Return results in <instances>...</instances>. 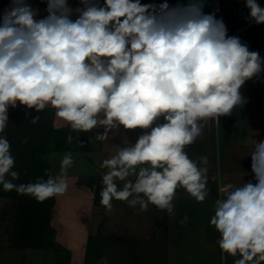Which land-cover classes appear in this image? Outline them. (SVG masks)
Instances as JSON below:
<instances>
[{
	"label": "clouds",
	"instance_id": "1",
	"mask_svg": "<svg viewBox=\"0 0 264 264\" xmlns=\"http://www.w3.org/2000/svg\"><path fill=\"white\" fill-rule=\"evenodd\" d=\"M79 2L83 6L73 9L69 0H46L47 15L37 18L39 9L28 0H11L0 15V134L9 109L18 106L39 113L51 107L77 133L102 127L100 141L113 130H139L135 143L126 141L100 163L106 169L101 205L111 211L116 200L141 212L153 205L175 216L181 189L203 203L209 196V159H192L186 149L209 121L219 125L245 103L240 89L264 72V59L228 36L222 19L205 14L204 0ZM245 4L249 18L264 24L257 0ZM250 146L255 182L221 185L210 218L221 259L232 257L233 264H264V140L252 138ZM74 163L66 152L58 174L46 170L47 179L16 184L15 157L0 135L5 191L38 202L64 195ZM187 220L185 215L180 223ZM99 264H109L108 258Z\"/></svg>",
	"mask_w": 264,
	"mask_h": 264
},
{
	"label": "rangeland",
	"instance_id": "2",
	"mask_svg": "<svg viewBox=\"0 0 264 264\" xmlns=\"http://www.w3.org/2000/svg\"><path fill=\"white\" fill-rule=\"evenodd\" d=\"M141 2L159 4L163 0ZM187 2L188 0H168L170 5ZM257 3L264 8V0H257ZM214 5L220 6V12L213 11ZM203 11L222 19L228 36L238 37L250 51L261 53L264 24L258 25L249 18L245 0H204ZM242 88L251 90L245 92L251 93L247 98L254 100L251 101L255 104L252 108L258 111L264 135V72L246 81ZM242 97L245 98V95ZM54 115L55 112L50 107L42 113L22 106L10 109L5 136L15 157L14 170L20 174L14 183L26 184L44 178L43 168L37 162L35 152L47 141L50 128L55 127ZM36 116H40V119L33 124L31 119ZM234 116H229V119ZM219 123L217 125L214 121H209L202 136L186 151L192 159L208 157L209 194L214 195L216 191L220 196L221 181L231 180L236 185L255 181L251 172V157L248 156L251 151L239 152L234 128L222 126V117ZM121 131L109 132L104 141L96 139L97 134L104 132L103 128L89 133H77L69 129L61 134L56 147L44 155L51 164V173H59L60 160L66 152L73 154L75 163L67 173L69 189L64 195L56 196L50 213L49 199L38 202L15 190L5 191L0 185V243L13 246L48 245L47 226L50 222L52 226L57 224L61 227L59 236L71 247L74 264H99L103 257L108 258L109 264H166V211L149 205L147 211L141 212L138 206L134 209L127 203L116 200L113 201L112 210L108 211L100 203L102 174L106 171L100 168V163L115 154L118 147L123 146L126 141L135 143L141 134L139 130L126 133ZM69 135L72 136L71 143L67 140ZM262 138L264 140V136ZM226 259H221L220 252L221 264Z\"/></svg>",
	"mask_w": 264,
	"mask_h": 264
},
{
	"label": "crops",
	"instance_id": "3",
	"mask_svg": "<svg viewBox=\"0 0 264 264\" xmlns=\"http://www.w3.org/2000/svg\"><path fill=\"white\" fill-rule=\"evenodd\" d=\"M99 2L101 4V0ZM28 3L33 8L39 9L37 18H43L47 15L45 11L46 0L43 2L42 0H28ZM10 5L11 0H0V15ZM69 5L73 9L83 6L79 0H69ZM245 91L251 90L240 89L241 95H245V98L243 97L245 103L234 109L230 115H235L234 118L222 117V126L234 128L235 143L237 150L241 153L251 151L250 141L252 138L261 141L264 136L262 125L258 120V111L252 108L255 104L251 101L254 100L250 97L247 98V96H251V93ZM53 110L55 112V109ZM54 117L55 127L66 124L56 115ZM0 135L5 136V132ZM227 182L236 184L231 180ZM218 197L219 194L215 191V194H209L203 203H197L185 191L179 190L177 192L174 201L175 216L168 215L166 222L165 240L168 249L166 264H221L220 249L217 244L219 234L214 227L210 226V218L214 214V202ZM185 215L188 217L187 223L181 224L180 221L184 219ZM54 225L57 230V240L70 249L71 247L59 236L61 227L57 224ZM73 257L71 251V264H74ZM0 264H57V261L55 249L50 242L48 245L19 244L14 246L0 243Z\"/></svg>",
	"mask_w": 264,
	"mask_h": 264
},
{
	"label": "trees",
	"instance_id": "4",
	"mask_svg": "<svg viewBox=\"0 0 264 264\" xmlns=\"http://www.w3.org/2000/svg\"><path fill=\"white\" fill-rule=\"evenodd\" d=\"M101 4H103V0H101ZM70 127L65 124L61 127H51L50 130L48 131V138L45 144L39 148L35 152V158L37 162L42 166L43 168V174H44V179H47L46 176V170H49L51 172V164L50 162L44 157L45 154H48L50 151H52L57 144V141L61 134L69 130ZM56 200V197L50 198L48 200V212L50 213L52 206L54 205ZM48 218L50 219V215H48ZM49 233V242L55 249V254H56V261L57 264H71V250L63 245L60 241L57 240L56 235L57 231L54 226L48 223L47 226ZM227 264L233 263L232 257H228L225 261Z\"/></svg>",
	"mask_w": 264,
	"mask_h": 264
},
{
	"label": "built area",
	"instance_id": "5",
	"mask_svg": "<svg viewBox=\"0 0 264 264\" xmlns=\"http://www.w3.org/2000/svg\"><path fill=\"white\" fill-rule=\"evenodd\" d=\"M220 6H218V5H214L213 6V11L214 12H220ZM260 57L262 58V59H264V42H263V45H262V49H261V53H260ZM228 183H231V182H223V181H221L220 183H219V187L221 186V185H223V186H226Z\"/></svg>",
	"mask_w": 264,
	"mask_h": 264
}]
</instances>
